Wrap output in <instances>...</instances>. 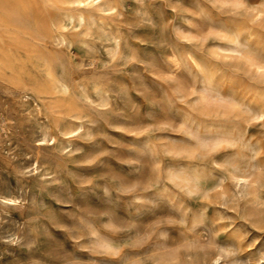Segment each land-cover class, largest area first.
Listing matches in <instances>:
<instances>
[{"label":"rangeland","instance_id":"1","mask_svg":"<svg viewBox=\"0 0 264 264\" xmlns=\"http://www.w3.org/2000/svg\"><path fill=\"white\" fill-rule=\"evenodd\" d=\"M260 49L264 0H0V264H264Z\"/></svg>","mask_w":264,"mask_h":264},{"label":"snow or ice","instance_id":"2","mask_svg":"<svg viewBox=\"0 0 264 264\" xmlns=\"http://www.w3.org/2000/svg\"><path fill=\"white\" fill-rule=\"evenodd\" d=\"M236 7H242V5H236ZM215 26L221 27L224 30H226L228 32H233V33H235L237 30L236 26L231 24L228 21V19L225 17H218L216 19ZM257 51L259 52L261 58L264 59V49H260ZM261 119H264V117H261ZM218 159H224V157L220 156V157H218ZM173 166H175L177 168H193V169L198 167L197 163H195V162L189 163V162H185V161H181V162H179ZM101 264H115V262L114 261H108V260H102Z\"/></svg>","mask_w":264,"mask_h":264},{"label":"bare ground","instance_id":"3","mask_svg":"<svg viewBox=\"0 0 264 264\" xmlns=\"http://www.w3.org/2000/svg\"><path fill=\"white\" fill-rule=\"evenodd\" d=\"M91 1V3H95V4H97V5H99V3H102V2H104V0H90ZM116 8V7H115ZM83 10V9H82ZM79 21L80 22H82V21H84L83 20V18L82 17H79ZM62 37V36H61ZM61 39V38H60ZM62 40V39H61ZM63 42V41H62ZM59 83V82H58ZM67 86H64V85H60V88L63 90V92H65V93H67V88H66ZM58 88V87H57ZM69 91H70V89H69ZM65 116H66V114H64ZM68 116V115H67ZM71 117V116H70ZM75 117V116H74ZM69 119V118H68ZM67 120V119H66ZM63 121H65V118H64V120ZM65 122H68V121H65ZM81 127V126H80ZM79 128V127H78ZM77 128V129H78ZM72 130V129H71ZM53 141H54V139H53ZM5 199V198H4ZM8 200V199H7ZM219 260V259H218ZM217 262H214V264H216Z\"/></svg>","mask_w":264,"mask_h":264}]
</instances>
